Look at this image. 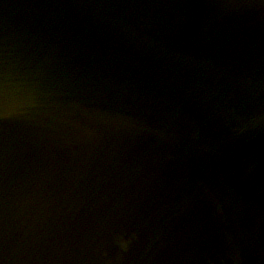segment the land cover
<instances>
[{"label": "water", "instance_id": "water-1", "mask_svg": "<svg viewBox=\"0 0 264 264\" xmlns=\"http://www.w3.org/2000/svg\"><path fill=\"white\" fill-rule=\"evenodd\" d=\"M0 264H264V0H0Z\"/></svg>", "mask_w": 264, "mask_h": 264}, {"label": "clouds", "instance_id": "clouds-1", "mask_svg": "<svg viewBox=\"0 0 264 264\" xmlns=\"http://www.w3.org/2000/svg\"><path fill=\"white\" fill-rule=\"evenodd\" d=\"M129 240L124 239L123 237H119L117 243L121 249L126 250L128 248Z\"/></svg>", "mask_w": 264, "mask_h": 264}]
</instances>
